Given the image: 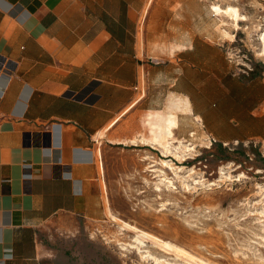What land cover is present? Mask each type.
Returning a JSON list of instances; mask_svg holds the SVG:
<instances>
[{"label": "crops", "instance_id": "crops-1", "mask_svg": "<svg viewBox=\"0 0 264 264\" xmlns=\"http://www.w3.org/2000/svg\"><path fill=\"white\" fill-rule=\"evenodd\" d=\"M202 2L0 0V264H90L81 226L108 217L115 157L158 114L177 113L179 138L197 123L249 137V115L264 116L237 119ZM202 72L223 89L215 103L193 89Z\"/></svg>", "mask_w": 264, "mask_h": 264}, {"label": "rangeland", "instance_id": "rangeland-1", "mask_svg": "<svg viewBox=\"0 0 264 264\" xmlns=\"http://www.w3.org/2000/svg\"><path fill=\"white\" fill-rule=\"evenodd\" d=\"M202 3L208 9L209 25L217 28L214 39L225 56L219 67L228 73L225 92L228 87L237 119L243 120L245 108L264 116V53L260 51L264 0ZM214 5L223 10L233 6L241 17L232 18L225 12L217 14ZM206 74L202 72L193 89L207 91L211 103H215L223 89L215 84L214 77ZM217 88L220 93L215 92ZM247 120L249 137L230 142L215 138L200 123L192 125L193 136L159 137L162 142L177 143L182 139L193 142L195 151L182 160L174 158L163 144L156 142L154 148L148 145L158 136L152 126L150 138L144 130L140 138L132 141L142 143L136 147L139 150L132 151L134 155L129 151L117 154L116 162L121 161L125 170L117 168L118 188L111 191L109 215L81 226L79 244L85 252L90 245V264H158L152 258H143L135 247L127 250L122 247L123 243L135 244L134 231L123 228L122 221L177 243L194 256H181L148 241L157 256L177 264H264V217L260 214L264 210V132L261 135L258 132L264 127V117L249 115ZM146 156L152 158L146 160ZM161 160H172L185 170L193 168L194 176L203 179L208 187L199 186L189 193L174 178L179 192L164 189L163 195H158L152 184L158 173L149 171L148 162L174 177L171 170L161 165ZM222 170L229 174L227 178L221 177Z\"/></svg>", "mask_w": 264, "mask_h": 264}, {"label": "bare ground", "instance_id": "bare-ground-1", "mask_svg": "<svg viewBox=\"0 0 264 264\" xmlns=\"http://www.w3.org/2000/svg\"><path fill=\"white\" fill-rule=\"evenodd\" d=\"M213 8H214L213 10L217 14L224 15L223 12H225V14H227L228 16H231L232 18L240 19V17H241V15L239 13L240 11H238V9L233 7V6H229L226 10H223V8L220 7L219 5H214ZM241 20H243V19H241ZM223 31L226 34H228V32L226 30L223 29ZM260 51H262L264 53V34L261 37V49H260ZM197 120H201V118L199 116H197ZM150 122H151V118H150ZM177 125H178V115L176 112H171V113L165 114V115L160 113L157 116H155L154 124L152 125V128L154 129V132H156L158 136H157V138L154 139V141H152V143L156 144V142H157V144L158 143L163 144V147L166 149V151L170 152L174 156V158H178V159L182 160V159H185V157L187 155H190L195 151L196 146L194 145L193 142H191L190 140H183L184 138L182 140H177V143H173V142H171V140L162 142L161 139H159V137H173V136H175L176 135L175 128L177 127ZM194 134H195V132H192L190 135L193 136ZM144 141L147 142L148 140L144 139ZM150 158H152V157L151 156L145 157L146 160L150 159ZM148 164H150L148 166L150 172H157L158 173L156 176H154L155 180L152 181V184H153L154 190L157 191L158 195H160V196L163 195L162 192H164V189L174 191L175 193L179 192V190H178L179 187L176 186L175 181L179 182L180 187H182L184 190L188 191L189 193H192L193 190L197 189L199 186L208 187V184L206 185L205 181L203 179H198L197 177L194 176L195 171L193 168L185 170L184 167L176 166L174 164V162H172V160H161V165L168 168L169 170H171L172 173L174 174V177H171L169 175V173L167 171H165L162 167L161 168H159V167L155 168L156 165L152 164V161H149ZM221 175H222L221 177L226 175V178H227V176H229V174L224 172V170H222ZM174 178H175V181H174ZM224 178H225V176H224ZM262 209H263V207H262ZM260 214H262V217H264V210L261 211ZM112 217H113V219H117V217L115 215H112ZM122 222L123 223L121 226L123 228L130 229V230L134 231L133 238H134V243H135V244L129 243V244H125V245L123 243L122 247L124 249L127 250V249L135 247L143 258H146V259L152 258L158 264H177L176 262L170 260L167 257L157 256L150 249V246L148 245V241L150 240L152 242V244L159 246L164 250L172 251V252H175L179 255L182 254V255L194 258L192 253L188 252L186 249H184L182 246L178 245L177 243L162 239V238L156 236L155 234L150 233V232L145 231V230H142V229L138 228L137 226H134L133 224H130L126 221H122ZM262 229L264 230V227H262ZM262 237L264 239V236H262ZM201 261H202V263H204V261L202 259H201Z\"/></svg>", "mask_w": 264, "mask_h": 264}]
</instances>
